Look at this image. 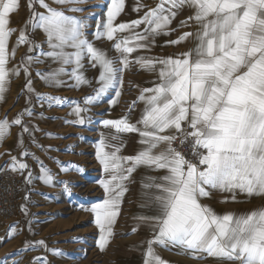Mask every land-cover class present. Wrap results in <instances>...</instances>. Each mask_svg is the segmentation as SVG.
<instances>
[{"label":"snow or ice","instance_id":"obj_1","mask_svg":"<svg viewBox=\"0 0 264 264\" xmlns=\"http://www.w3.org/2000/svg\"><path fill=\"white\" fill-rule=\"evenodd\" d=\"M86 2L27 0L29 15L17 30L9 25L20 0H0V101L11 77L23 72L24 90L29 94L26 104L31 105V96L35 95L38 103L49 108L68 106L69 115L75 119L65 123L83 126L90 120L86 116L90 108L99 105L105 96L111 94L110 106L119 103L125 73L133 65L156 75L153 87L140 89L125 115L101 121L112 130L101 133L95 144L96 160L105 174L98 181L104 199L83 209L94 216L99 231L96 247L101 252L108 247L128 185L134 182L133 174L145 168L163 174L144 176L140 181L141 194L147 197L141 207L154 213L134 217L138 224L132 228L133 233L139 226H146L150 232L144 242L147 247L143 264H168L157 254L156 247L179 248L192 259L214 258L222 264H264V207L247 213L218 214L201 203L213 192L229 193L232 202H236L238 194L264 197V0H157L154 7L136 0L133 11L139 13L145 7L147 11L126 22H117L125 11L126 0H109L103 18L96 20L91 33V13L83 18L69 14L84 11L78 5ZM185 8L191 14L171 28ZM188 28L192 30L180 31ZM37 30L44 36L41 43L31 38ZM17 31L10 49V37ZM176 32L179 35L166 40L165 46L188 44L186 51L166 57L133 55L150 53L158 37ZM102 40L112 42L115 57L96 46L95 41ZM22 45L27 46L26 55L9 68ZM46 60L51 62L49 70L37 71L36 76L46 87L92 88L82 104L35 92L30 69ZM85 60L98 69L94 88L93 80L85 75ZM137 103L143 104V109L140 118L132 123L130 113ZM25 116L43 119L35 117L31 107L11 121L7 117L0 119V142L7 138L12 126L20 127L17 144L21 157L31 155L24 149V134L32 137L39 130L24 124ZM131 133L138 135L140 147L134 155H122L123 134ZM186 152L191 153V159ZM37 163L40 175L36 178L53 186V174L42 162ZM55 163L63 172L76 167ZM7 166L14 173L27 172L25 183H32L33 173L22 159L11 155ZM64 190L71 192L67 183ZM24 199L28 201L29 197ZM228 200L226 197L219 202ZM21 211L28 216L26 205H21ZM16 230L10 226L8 236L11 238ZM38 247L56 257L64 255L48 248L43 240L25 242L26 249ZM32 264L49 262L38 256Z\"/></svg>","mask_w":264,"mask_h":264},{"label":"rangeland","instance_id":"obj_2","mask_svg":"<svg viewBox=\"0 0 264 264\" xmlns=\"http://www.w3.org/2000/svg\"><path fill=\"white\" fill-rule=\"evenodd\" d=\"M100 1L87 0L86 3L78 5L84 11L69 13L81 18L89 17L91 13L92 15L88 20L89 33L95 30L96 21L93 18L96 17L94 13H98L97 7L100 4L104 7ZM190 14V9L182 10L173 20L171 28L177 26L180 20L185 19ZM173 34L175 35V33ZM40 37L41 39L38 37L35 39L37 43L44 40L43 35ZM89 39H92L91 35H89ZM99 43L100 41H95L96 45ZM187 46L189 45L186 44L184 48H188ZM44 49H47L46 45H44ZM168 52L176 54L180 51L171 48ZM85 63L87 60L84 61ZM85 67L92 70L88 63L85 64ZM129 84L127 82V86ZM35 92L70 101V98L64 96L65 94L60 95L53 92H42L41 90H35ZM78 102L82 104L83 98L79 99ZM26 107L32 108L35 117H43V119L28 116L23 118L24 124L30 128L35 126L39 129L32 133V137L28 134L23 136L24 149L31 155L21 157L22 150L17 144L18 133L21 129L19 126H12L9 137L4 140V145L8 146L6 155L0 154V160L9 163L11 155H15L18 160L22 159L29 165V169L33 173L32 183H25L24 177L27 175L25 172L22 175L20 187V198L22 204L26 205L28 209V216L24 215L22 221L14 224L0 222V261H6V264H32L35 257L41 256L46 257L49 264H116L111 259L113 258L110 253L111 250L109 252L106 248L104 252H101L96 247L99 233H96L93 226L94 217L91 212L83 210L102 201L101 197L97 198L98 193L90 180L92 173L97 172L100 176L102 169L99 164L98 167H94L96 160L93 159V154H95V150L92 148L96 136L94 129L101 125L102 119L97 116L93 117V115L89 116L87 113L86 116L90 120L83 126L65 123V121L75 119L74 116L69 115L70 107L54 106L49 108L46 104L38 103L35 95H32L31 105L26 104L25 100L23 106L14 109L15 115H12L9 121ZM1 118L2 115L0 114ZM47 134L56 138H49ZM33 137L35 143L32 142ZM33 156L36 158L35 160L32 158ZM37 161L42 162L44 167L53 174V186H46L36 178L40 175ZM56 161L62 165H75L76 167L63 172L55 163ZM65 183L70 187V193L65 192ZM26 195L29 197L28 201L24 199ZM29 221H31V225H29ZM13 225L17 230L10 238L8 233L10 226ZM40 240L45 241L48 248L58 249L64 255L53 256L45 252L43 247H38L35 250L25 248V242L35 243ZM164 260L167 261V259Z\"/></svg>","mask_w":264,"mask_h":264},{"label":"crops","instance_id":"obj_3","mask_svg":"<svg viewBox=\"0 0 264 264\" xmlns=\"http://www.w3.org/2000/svg\"><path fill=\"white\" fill-rule=\"evenodd\" d=\"M101 3L98 8V13H94L96 15L93 18L94 21L103 18L104 12L106 11L107 4L109 0H101ZM157 0H142V3L149 7H154ZM136 3V0H126V6L124 13L118 18L117 22H126L133 19H137L140 16H143L144 11H147V7L141 10L139 13L133 11V7ZM29 15L27 9V0H20V7L18 12L12 14L10 17L11 23L10 27L19 30L24 22L26 21ZM176 28V26L174 27ZM191 28L188 29H181L180 31H190ZM95 31V30H94ZM43 34L37 30L35 33L31 34L32 39H36L37 37L41 39L40 36ZM179 35V32H176L175 35L172 34L170 36H160L157 38L156 46L151 49V52H144L140 51L138 53H134L133 55H151L157 57H166L173 55L168 50L171 48L178 49L181 51H186L188 48H184L186 44L180 46H165V41L170 39H175ZM18 36L17 33H14L9 40V48L15 44V41ZM97 47L105 50L108 54L112 57L116 56L114 50H112V42H108L106 40L100 41L99 44L96 45ZM189 47V46H187ZM47 50V49H46ZM27 53V46H20L16 52L15 57L10 61L8 64L9 68L19 64L21 58L25 56ZM51 62L46 60L43 64H34L30 69L31 78L33 81V87L35 90H41L42 92H53L60 95H64L67 98H70V101L78 102L79 99L84 98L85 96L91 94L92 88L88 87H81L80 90L71 89L67 86L61 87L59 89L46 87L42 81L36 76L37 71L46 72L49 70V64ZM88 63V62H87ZM85 63V64H87ZM89 65V64H88ZM53 68L57 67L56 64L51 65ZM85 75L93 80V88L95 85L94 78L98 75V69L92 68L89 70L85 67ZM130 76V77H129ZM67 79V77H64ZM157 79L156 75L147 73L144 71H139L135 65H133L130 72H126L124 76V87H123V94L119 99V103L115 106H110L108 100L111 98V94L105 96L102 102L99 105L92 106L88 111L89 116L93 115V117L104 119H118L121 116L125 115L128 112V106L132 103V101L136 100L139 95V90L146 87H153V81ZM127 82H129V86H127ZM25 85V78L23 72L17 77L13 76L10 79V83L8 85V91L5 94V97L2 101H0V114L2 115L1 119L7 117L10 120L11 116L15 115L16 112L14 109L19 108L21 105L23 106L26 97L29 95L24 90ZM139 87H135V86ZM143 109V104L137 103L135 109L130 113V120L132 123H135L141 115V111ZM15 111V112H14ZM32 118V117H30ZM75 118V117H74ZM101 120V121H102ZM100 121V123H101ZM97 128V127H96ZM94 129L95 139L93 142V149L95 150V144L100 138L101 133H108L112 130L106 129L102 123L99 125L97 129ZM11 133V129H10ZM10 135V134H9ZM7 136V138L9 137ZM98 135V136H97ZM6 138V139H7ZM123 140L125 143V147L123 148L122 155H134L136 150L140 147L137 141L139 139L138 135L135 133L131 134H123ZM5 140V139H4ZM4 140L0 142V154L6 155L8 146L4 145ZM5 151V152H4ZM93 154V159L96 160V156ZM6 159V158H5ZM8 160V158H7ZM10 162V160H9ZM98 161H95L94 167H98ZM100 165V164H99ZM101 166V165H100ZM100 176L97 172L91 174V181L95 190L97 191L98 195L97 198L101 197V200L104 199V191L100 187L98 181L104 178L103 170L101 169ZM161 172H154L147 170L145 168L138 169L133 174L134 182L129 184V191L125 194L123 198V202L121 205L120 215L117 219L116 224L114 225V236L111 239L107 247V251L113 255L111 258L116 264H143V253L146 249L147 245L144 243L147 239L150 238L149 229L146 226H139L138 230L133 233L132 228L137 226L138 222L134 219L135 216L141 214L153 215L154 213L147 209L142 208L141 204L145 202L147 197L142 196L141 192V178L144 176H159L162 175ZM22 176V175H21ZM23 179V178H22ZM145 192L154 191V190H143ZM228 197L229 200L226 203H220L219 201ZM101 201V202H102ZM100 202V201H99ZM98 202V203H99ZM201 203L209 205L211 208L215 210L218 214H224L226 212H234V213H247L252 210L264 207V197L253 196L248 198L243 195H237L236 202H232L230 199L229 193H219L213 192L210 199H203ZM94 217V216H93ZM93 226L96 230V233H99L98 229L93 223ZM157 254L164 260L167 259L168 264H222V262L214 259V258H206V259H192L188 255L182 254L179 248H171L170 250L165 249L163 247H156Z\"/></svg>","mask_w":264,"mask_h":264},{"label":"built area","instance_id":"obj_4","mask_svg":"<svg viewBox=\"0 0 264 264\" xmlns=\"http://www.w3.org/2000/svg\"><path fill=\"white\" fill-rule=\"evenodd\" d=\"M186 155L192 158L190 152H186ZM7 165L6 161L0 160V222L14 224L24 217L20 198L22 176L10 171Z\"/></svg>","mask_w":264,"mask_h":264}]
</instances>
